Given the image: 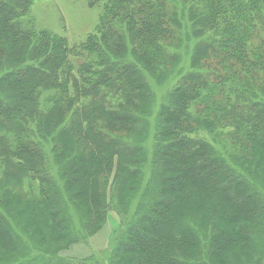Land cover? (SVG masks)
Wrapping results in <instances>:
<instances>
[{
	"label": "trees",
	"instance_id": "1",
	"mask_svg": "<svg viewBox=\"0 0 264 264\" xmlns=\"http://www.w3.org/2000/svg\"><path fill=\"white\" fill-rule=\"evenodd\" d=\"M36 1L0 0V264H264V0H103L73 48Z\"/></svg>",
	"mask_w": 264,
	"mask_h": 264
},
{
	"label": "rangeland",
	"instance_id": "2",
	"mask_svg": "<svg viewBox=\"0 0 264 264\" xmlns=\"http://www.w3.org/2000/svg\"><path fill=\"white\" fill-rule=\"evenodd\" d=\"M103 0H99L91 6L88 0H37L31 8L30 17L34 20L37 29H48L67 38L69 46L79 45L84 41L89 33H91L99 22V16L102 12ZM187 5V4H186ZM196 37L192 36L191 48L196 45ZM256 41H259L258 39ZM184 52V51H183ZM81 58L76 61L79 62ZM217 65L215 58L209 59L205 69H209ZM160 93V92H159ZM158 93V99L160 95ZM162 94V93H161ZM1 164V163H0ZM3 176L2 167L0 165V178ZM11 185L14 180L11 179ZM14 186V185H13ZM17 190H26V181L23 187H16ZM138 203V199L133 202V207ZM75 214V213H73ZM77 215V214H75ZM77 226L75 232L79 228V220L75 219ZM121 223V216L113 207L109 213V220L106 226L98 233L94 234L87 242L74 244L68 249H62L60 252L67 256L83 257L90 254H98L105 249L111 247L112 237L118 225ZM21 233H25L23 230ZM99 251V252H98ZM101 258V255L99 256Z\"/></svg>",
	"mask_w": 264,
	"mask_h": 264
}]
</instances>
